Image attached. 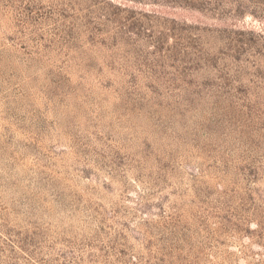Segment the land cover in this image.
<instances>
[{
	"label": "rangeland",
	"instance_id": "1",
	"mask_svg": "<svg viewBox=\"0 0 264 264\" xmlns=\"http://www.w3.org/2000/svg\"><path fill=\"white\" fill-rule=\"evenodd\" d=\"M0 264H264V0H0Z\"/></svg>",
	"mask_w": 264,
	"mask_h": 264
}]
</instances>
